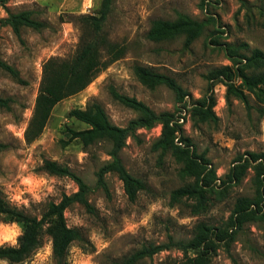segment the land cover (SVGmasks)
Wrapping results in <instances>:
<instances>
[{
	"label": "rangeland",
	"instance_id": "1",
	"mask_svg": "<svg viewBox=\"0 0 264 264\" xmlns=\"http://www.w3.org/2000/svg\"><path fill=\"white\" fill-rule=\"evenodd\" d=\"M244 1L206 0L202 7V0H114L104 30L111 41L125 46V55L101 71L84 90L59 102L42 134L31 143L26 141L25 132L33 116L43 64L50 58L67 59L75 54L81 35L78 18L96 14L102 0H7L6 8L0 6V22L7 11L32 10L33 17L46 24L41 30L23 28L20 37L0 24V58L26 81L20 84L0 68V97L15 101L11 110L0 109V145L4 146L0 149V192L11 206L40 218L50 202L58 203L64 194L78 190L71 178L44 171V161H54L83 179L91 189L87 198L93 211L80 204L66 210L67 225L80 229L85 238L71 245L66 264H113L143 247L168 244L170 240L187 242L199 223L229 228L232 235V239L217 241L210 264H264V207L241 229L229 227L236 200L255 197V164L238 184L226 186L218 181L215 190L219 194L208 195L206 211L195 215L196 200H172V193L193 178L180 176L182 164L171 152L161 156L160 151L152 149L161 134L160 125L138 130L120 153L128 172L147 186L133 202L114 173L105 176L108 192L97 187L99 169L111 160L109 143L86 146L71 134L72 130L89 127L72 112L93 104L102 106L119 127H126L138 116L112 97L113 88L158 114L175 113L181 136L190 141L191 150L209 160L219 178H225L238 157L264 152V117L257 109L249 111L233 96L227 100L223 81H214L210 92L207 79L211 71L232 66L224 51L226 44H247L264 52V0ZM180 14L207 22L201 36L189 47L184 36L158 41L148 38L153 21H174ZM137 66L171 76L189 96L178 103L175 93L166 86L149 88L136 76ZM234 82L240 83L237 78ZM209 94L216 100L213 111L218 119L198 122L191 116V108ZM249 100L256 105L253 96L249 95ZM21 232L19 224L1 220L0 246H15ZM198 253L171 247L137 264H188V259ZM0 264L8 263L0 260ZM28 264H56L49 235L44 236L42 247Z\"/></svg>",
	"mask_w": 264,
	"mask_h": 264
},
{
	"label": "trees",
	"instance_id": "2",
	"mask_svg": "<svg viewBox=\"0 0 264 264\" xmlns=\"http://www.w3.org/2000/svg\"><path fill=\"white\" fill-rule=\"evenodd\" d=\"M245 3L244 0H241ZM114 0H102L99 11L94 15H84L78 18L81 27L79 44L75 54L71 58H50L42 68V80L39 93L36 98L33 116L25 132L28 143L35 141L43 132L50 118L53 108L62 100L84 90L97 75L113 62L121 59L126 48L109 39L104 30L105 23L112 11ZM7 0H0V6L6 8ZM206 6V0H202V7ZM34 11L23 10L19 12L7 11V17L0 22L2 26H9L18 37L23 28L35 30L43 29L46 24L36 20ZM215 21L214 17H210ZM207 22H199L187 15L180 14L174 21L155 20L148 32V38L154 41L173 39L184 36L185 46L189 47L198 39ZM222 33L220 30H216ZM224 51L232 66H224L210 72L207 79L210 81V92L213 91V82L220 80L227 87L226 98L232 96L243 102L248 110L257 109L259 116L264 117V52L259 49H250L247 44L224 46ZM241 50L248 51L244 54ZM0 68L5 70L18 83L25 85L26 81L20 77V73L14 67L0 58ZM135 74L138 79L151 89L164 85L175 93L178 103L184 102L189 96L178 82L169 75L159 73L151 68L137 66ZM239 79V84L234 79ZM112 97L137 113V117L131 120L126 127L114 125L105 110L99 104H93L86 110H75L72 115L89 127L81 131H71L72 138L79 139L88 146L96 142H108L110 145L109 156L111 160L103 165L97 173V187L108 192L105 176L109 173L116 174L123 182L125 192L130 201H135L140 191L147 188L144 181L131 175L123 165L120 153L126 146L130 137H135L138 130H150L157 125L161 126V134L154 142L152 149L160 151L161 156L171 152L178 163L182 164L180 176L183 179L193 178V181L176 189L172 193V200L176 201L186 197L196 200L193 213L199 215L206 211L210 198L208 195L217 193L216 184H238L246 174L251 164H255L254 184L256 186L255 197H239L229 221V227L241 229L242 226L257 218V212L264 207V152H248L246 157H238L236 163L224 179L217 176V172L208 159L191 150L192 144L181 136V124L175 113H156L145 103L125 95H121L111 88ZM249 95L253 96L256 105L250 103ZM13 98L0 97V109L11 110ZM216 100L212 94L206 95L197 101L191 108V116L198 122L217 121L213 111ZM179 137V140H177ZM179 142V143H178ZM183 142L185 145H182ZM0 145V149L3 148ZM44 171L55 176L71 178L78 190L71 194H64L58 202H50L43 214L39 217L30 216L23 210L11 206L0 192V221L17 223L22 227V232L17 238L15 246H0V260L8 264H28L36 252L43 245V238L49 235L52 240V254L56 264H66V257L71 245L75 242H84L83 233L78 228L67 225L65 212L74 204H80L90 213L93 207L89 203L88 194L90 187L81 177L73 173L69 168L59 165L54 161L46 160ZM229 229V228H228ZM228 229L213 228L205 223H199L194 229L193 237L187 242H174L168 244L151 245L135 251L121 261L113 264H137L146 257L171 247H179L199 250L198 255L188 259V264H210L211 256L217 249V241L232 239Z\"/></svg>",
	"mask_w": 264,
	"mask_h": 264
},
{
	"label": "built area",
	"instance_id": "3",
	"mask_svg": "<svg viewBox=\"0 0 264 264\" xmlns=\"http://www.w3.org/2000/svg\"><path fill=\"white\" fill-rule=\"evenodd\" d=\"M187 97H188V96H187ZM187 97H186V98H187ZM182 109H183V108H182ZM180 117H181V118H183V116H182V115H181Z\"/></svg>",
	"mask_w": 264,
	"mask_h": 264
}]
</instances>
